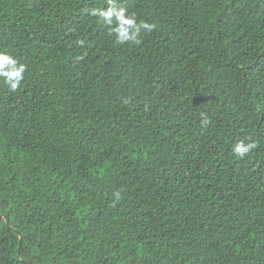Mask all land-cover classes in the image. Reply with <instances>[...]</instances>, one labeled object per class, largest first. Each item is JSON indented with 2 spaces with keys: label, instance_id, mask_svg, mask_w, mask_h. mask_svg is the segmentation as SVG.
<instances>
[{
  "label": "trees",
  "instance_id": "1",
  "mask_svg": "<svg viewBox=\"0 0 264 264\" xmlns=\"http://www.w3.org/2000/svg\"><path fill=\"white\" fill-rule=\"evenodd\" d=\"M119 2L0 0V264H264V0Z\"/></svg>",
  "mask_w": 264,
  "mask_h": 264
},
{
  "label": "clouds",
  "instance_id": "2",
  "mask_svg": "<svg viewBox=\"0 0 264 264\" xmlns=\"http://www.w3.org/2000/svg\"><path fill=\"white\" fill-rule=\"evenodd\" d=\"M90 14L99 22L107 25L113 41L119 44L139 45L141 33H150L155 25L144 20L137 21L134 13L120 4L119 0H108L107 7H96L90 10ZM82 46L84 41H79ZM26 65L21 63L8 51L0 50V79L7 85L10 91H16L24 79ZM207 124V121H204ZM258 147V141L251 138L248 141L241 140L232 147V152L238 158H244ZM120 199V193L114 194Z\"/></svg>",
  "mask_w": 264,
  "mask_h": 264
},
{
  "label": "water",
  "instance_id": "3",
  "mask_svg": "<svg viewBox=\"0 0 264 264\" xmlns=\"http://www.w3.org/2000/svg\"><path fill=\"white\" fill-rule=\"evenodd\" d=\"M22 244H23V238H21V241H20V249L22 247Z\"/></svg>",
  "mask_w": 264,
  "mask_h": 264
}]
</instances>
